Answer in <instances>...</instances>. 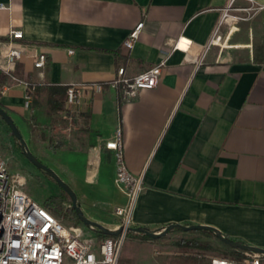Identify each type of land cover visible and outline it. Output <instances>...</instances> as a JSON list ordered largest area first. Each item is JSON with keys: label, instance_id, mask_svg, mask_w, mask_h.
I'll use <instances>...</instances> for the list:
<instances>
[{"label": "crops", "instance_id": "1", "mask_svg": "<svg viewBox=\"0 0 264 264\" xmlns=\"http://www.w3.org/2000/svg\"><path fill=\"white\" fill-rule=\"evenodd\" d=\"M228 2L0 0V43L18 30L20 42L46 56L42 70L32 69L30 57L23 56L13 67L17 79L37 87L101 86L86 93L75 115L83 141L63 154L84 181L112 185L111 209L120 207L125 199L113 182L111 152L103 148L119 129L126 169L141 175L130 227L205 226L264 250V54L252 52L255 36L264 43V15L220 21ZM231 7L248 3L234 0ZM140 22L132 47L123 48V39ZM214 30L222 44L203 51ZM178 39L190 41L187 52L182 44L172 50ZM162 61L153 89L123 100L120 88L109 84L118 67L132 77ZM0 85L8 87L0 107L17 128L25 130L28 116L42 120L39 109L25 107L22 85L1 74ZM108 217L87 216L113 229L112 214V221ZM206 245L224 246L202 231L171 230L158 239L127 232L118 264H196L194 257L172 260V251ZM154 249L161 255L154 256Z\"/></svg>", "mask_w": 264, "mask_h": 264}, {"label": "built area", "instance_id": "2", "mask_svg": "<svg viewBox=\"0 0 264 264\" xmlns=\"http://www.w3.org/2000/svg\"><path fill=\"white\" fill-rule=\"evenodd\" d=\"M233 1L229 0L226 8L222 10L220 21L227 18L245 20L249 13L262 12L264 15V0H244L248 3V8L231 7ZM230 11L242 12L245 16H233L229 14ZM141 26V22L137 23L128 32L121 44L123 48L132 47ZM215 30L203 51L222 44ZM8 37L7 41L0 43V74L9 82L23 86L24 105L27 107L35 85L17 79L13 74V67L23 56H28L32 69L42 70L47 59L35 46L20 42V31H9ZM179 44H182L183 49L178 47ZM190 46V41L178 39L172 50L181 49L187 52ZM67 53L71 54L72 50H67ZM163 65V61L159 62L132 77H126L122 67H118L109 84L113 88H120L121 99L132 98L138 91L150 90L156 86ZM7 89V86L0 85V99ZM100 90L101 86L98 84L67 86L61 119L71 127L73 117L82 105L86 93ZM103 148L111 152L114 165L113 182L125 199L122 206L113 208L111 212L115 221L113 229H121L114 237L103 236L97 232L88 234L74 224H61L45 207L22 191L20 181L10 175L7 161L0 156V264H118L119 250L127 233L125 229L130 227L132 207L142 188L141 175H133L126 169L119 129L103 142ZM188 256L197 259L202 257L199 253H190ZM262 258L264 256L258 254L238 252L233 259L207 258L206 264H260Z\"/></svg>", "mask_w": 264, "mask_h": 264}, {"label": "rangeland", "instance_id": "3", "mask_svg": "<svg viewBox=\"0 0 264 264\" xmlns=\"http://www.w3.org/2000/svg\"><path fill=\"white\" fill-rule=\"evenodd\" d=\"M252 52L254 56H256V52L264 54V43L256 41V36L252 41ZM32 107L40 110L42 120H39L37 123L34 116H28L23 121L25 130L21 126L16 127L30 153L44 166L51 169L62 182H67V185L75 195L76 205L86 218L90 214L99 215L100 217L108 214V221H112L111 214H109L112 211V202L109 197L113 196L116 190L106 182L98 181L97 183H91L84 181L76 171H72L67 166L66 155L63 154L76 149L79 147L80 142L83 141L84 132L82 131L80 122L73 117V120H75L71 127H69L67 122L61 119V113L54 117H49L47 115L46 96L42 90L37 95L31 96L29 108ZM16 145L17 143L11 137L8 127L0 120V156L7 161V171L10 175L15 180L20 181L22 191L42 206L46 198L55 197L57 203H60L63 209L67 208L69 206L68 198L49 177L35 169L21 155ZM68 173L72 174V176L68 177ZM50 214L63 225L74 224L79 226L84 233L88 234L96 232L83 226L75 217L58 216L51 212ZM197 251L202 257L198 259L194 258L197 262L196 264H206L207 258L225 257L233 259L238 255L226 246L213 245L209 247V250L176 248V250L172 251L173 257L171 256V258H173L172 260L177 258L181 261H186V259L192 258L188 254L196 253ZM152 253L154 256L161 255L157 249L152 250Z\"/></svg>", "mask_w": 264, "mask_h": 264}, {"label": "water", "instance_id": "4", "mask_svg": "<svg viewBox=\"0 0 264 264\" xmlns=\"http://www.w3.org/2000/svg\"><path fill=\"white\" fill-rule=\"evenodd\" d=\"M0 120L8 127L10 131L11 137L16 141L17 147L21 153V155L37 170L45 174L47 177H49L54 184L63 192V194L68 198L69 206L71 210L73 211V214L75 218L85 227H88L90 229L95 230L97 233L108 236V237H114L116 236L121 229H108L106 227H103L102 225L91 221L87 219L83 214L80 208L76 205V198L72 190L69 188L67 184L62 182L58 176L48 167L44 166L40 161H38L28 150L26 143L21 138V135L16 128L15 124L13 123L12 119L8 116V114L0 107ZM171 230H177L181 232H187V231H202V232H208L211 234L217 241L222 243L224 246L238 250L241 252H249L252 254H258L261 256H264V250L250 247L241 243H238L236 241L230 240L226 237H223L220 235L218 231L215 229H212L210 227L205 226H182L178 224H169L165 226L161 231H148L147 229L140 228V227H129L125 229V232H133L137 234H141L142 236L148 238V239H158L164 236L167 232Z\"/></svg>", "mask_w": 264, "mask_h": 264}, {"label": "trees", "instance_id": "5", "mask_svg": "<svg viewBox=\"0 0 264 264\" xmlns=\"http://www.w3.org/2000/svg\"><path fill=\"white\" fill-rule=\"evenodd\" d=\"M66 87L67 86H56V85H48V86H43V87L34 86L31 96L37 95V93L41 90L45 93L46 105H47V115L51 117L63 111V103L65 99ZM16 148L17 150H19L17 145H16ZM43 207H45L48 211L58 216L62 215L64 217H69V218L75 217L70 206L63 209L60 203H57L55 197L46 198L44 200ZM203 233L210 235L208 232H203ZM199 248L209 250V247H199Z\"/></svg>", "mask_w": 264, "mask_h": 264}]
</instances>
